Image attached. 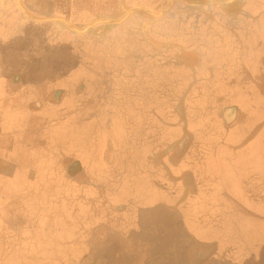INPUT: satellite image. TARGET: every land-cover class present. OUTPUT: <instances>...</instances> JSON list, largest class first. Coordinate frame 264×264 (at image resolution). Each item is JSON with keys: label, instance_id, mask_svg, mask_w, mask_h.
I'll list each match as a JSON object with an SVG mask.
<instances>
[{"label": "crops", "instance_id": "1", "mask_svg": "<svg viewBox=\"0 0 264 264\" xmlns=\"http://www.w3.org/2000/svg\"><path fill=\"white\" fill-rule=\"evenodd\" d=\"M123 1L0 0V222L7 223L10 217H24L25 214V217H28L27 211L30 204L25 195L28 194L31 183L36 184V181L39 180L29 179V174L34 172L31 170L30 164H33L37 169L36 175L43 174L45 179L49 180L45 182L47 185H51V187L48 186L50 190L56 193V190L61 188V183L51 182L50 175L58 172L56 166L62 167L59 161L62 156L73 158L71 153L69 155L65 153V151L68 152V148L69 152L77 153L78 151L81 152L80 148L83 150L84 147L90 161L89 165L84 167L87 173H97L96 169L92 167V157L99 153L109 170L106 171L107 176L114 171L116 173L131 172L125 167L120 170L107 165L105 152L108 150L109 141L116 143L124 141L115 129L119 130L125 125L122 123L126 107L132 106L135 113L136 110H139L138 115L141 119L143 107H146L148 116H151V111H153L151 102L143 104L141 99L134 96L133 103L103 101L98 104L95 100L90 101L88 99L85 103L76 104L73 97L66 95L67 87H71L72 92H77L83 88L79 79L72 78L73 74L69 77L70 85H65L64 80L59 79V77L49 80L41 86L35 85V87H32L33 85L31 86L28 82L30 76H40L39 69L29 70V62L43 60L47 55L54 57L57 52L59 53L61 42H63V36L59 37V34L65 27L69 31L79 34L78 31L72 29L62 20H43L60 17L39 18L31 14L28 9L41 13L51 11V7H53L52 11L54 12L61 5L69 3L67 5V9H70L68 10L69 15L73 11V4L77 8L89 9L95 15L93 5H99L104 10L113 11V13L122 7L118 17L104 19L119 20L126 11ZM133 8L128 10L131 11ZM136 12L137 9H134L130 15ZM98 13L101 12L98 11ZM121 22L123 21L101 22L100 24ZM38 23H48V25L39 27ZM60 24L65 27L59 26ZM94 26H90L86 31ZM135 30L137 31L133 33L130 31L129 34L127 31H123L118 33L114 40L111 39L113 41H105L106 44L98 49L101 51V53L98 51V54L93 48V42H90L92 44L90 48L95 53L85 49L80 53L77 43L72 44L70 50L74 51L76 48L78 50L73 57L74 62L78 64L79 61L84 60L87 63L86 85L84 86L87 93L88 91L91 92L86 90L90 86L87 71L96 69L95 61L106 63L105 70L109 72V80L112 78V82L115 83L113 89L116 90L118 97L123 94L122 91L117 90L122 84L125 85L126 95L133 91L130 83L124 84V82L125 78H133L141 71L137 69L135 74L136 54L141 56L138 59L142 62L143 53L144 56H155V54L147 53L150 52L151 47L157 46V49L160 45L166 47V44L158 43L148 36V39L143 40L140 26ZM87 44L89 45V42ZM66 50L70 53L69 49ZM50 52L54 54H50ZM83 53H85L84 57L82 56ZM71 56L73 55L71 54ZM245 58L244 56V59H240L244 67L248 66L247 63L251 60ZM63 60L66 59L63 58ZM131 60L134 62L133 73L129 70L131 65L128 64ZM56 61L62 62V58L56 59ZM110 62H120L121 67L118 65L117 68H114L112 65L113 68H111L107 64ZM255 62L258 61L253 58V66L250 64L254 71H256ZM59 65L61 64L59 63ZM75 69V72L81 74L77 68ZM254 74L259 77L257 76L258 73L254 72ZM237 79L240 81L238 85L243 86L241 85L244 83L243 79L240 77ZM119 83L122 84L119 85ZM40 88L45 90L44 94L40 92ZM52 92L57 95L60 92L59 98L49 101L48 97ZM97 92L99 90L95 89L91 93L96 95ZM41 94L44 97H40ZM112 105L114 106L112 107ZM107 120L112 121V123L107 124ZM244 123L235 125L229 132L218 133L215 132L212 124L196 123L199 133L193 134L190 145L180 157L174 158L168 163L172 167L168 170L171 174L169 178L164 174L155 175L153 180H149L145 175L139 176L138 183L140 186L143 183L150 184L153 181V184L156 185L150 187L159 191L155 192L149 207L135 204L133 209L121 210L122 215L119 217H149L150 231L143 233L140 229L137 239L142 241V237H144L149 240V244L153 245L151 248H155L154 253H156L157 261H151L150 264H240L244 260L246 261L244 264H264L262 262L264 259V244L262 243L264 233L260 234L259 237L255 235L250 243L251 246L249 244L247 248H243L237 243L236 234H220L218 228L229 213L224 211L231 206L227 203H234L232 205L233 211L241 214V217L247 219L250 217L255 222V226L264 228V136L257 134V132H251L254 128L251 126L250 132L247 131L249 127L247 128ZM258 125L262 126L264 123H259L256 126ZM179 129L178 126L176 130ZM30 131H33V134H30ZM180 136L181 134L175 138L172 136L173 139L171 136H167V139L159 141L161 148L163 145H169V148L165 149L167 152L164 155L165 159L174 156L172 154L176 149L173 147L179 141ZM141 139L134 137L132 140L140 143ZM100 140L102 151L95 150L96 144L94 143ZM153 141H158V138L150 134L146 142L152 143ZM153 148L148 151L151 152ZM141 149L139 144L138 148L136 147L134 150L135 158L146 154V149L144 152ZM155 154L153 155L151 152L150 159H153ZM136 161L135 159V165H137ZM52 162L54 163L53 166L51 165ZM150 163V166L154 165L152 161ZM138 164L141 165V162L139 161ZM155 165L158 167V163ZM161 184H166L167 187L162 188ZM235 185H241L243 189H241V193L231 190ZM17 207L21 208L22 213L20 215L14 213ZM56 207H60L55 209L60 213L61 205H56ZM251 209H255L257 213L252 212ZM53 217L61 216L55 214ZM144 242L146 243V241ZM209 243L213 246L214 253L213 257L209 255L210 258L208 257L206 260L204 259L206 256L203 255L205 254V247H207L205 245ZM212 248L211 251H213Z\"/></svg>", "mask_w": 264, "mask_h": 264}, {"label": "rangeland", "instance_id": "2", "mask_svg": "<svg viewBox=\"0 0 264 264\" xmlns=\"http://www.w3.org/2000/svg\"><path fill=\"white\" fill-rule=\"evenodd\" d=\"M123 4L126 11L133 7H147L152 10H156V7H158L151 0H124ZM67 5H61L62 8L59 7L54 12L52 11L53 7H51V11L41 13L27 9L31 14L39 18H63L70 24L82 28L80 30L85 29V27L99 19H114L119 16V12L122 10L121 7L113 13V11L104 10V8H101L99 5H93L95 11V15H93V11L86 8H77L73 4V11L71 12V15H69L70 13L68 14V10L70 9H67ZM137 10L138 11L133 15L129 14L124 19L125 21L122 20L123 22L121 23H96L94 24L95 26L93 25L94 27L90 28L88 31L79 32V34L69 31V29L60 24L59 26L65 27L59 34V37L63 36V42H61L62 44L59 48L60 52H57V56L55 55L56 57L47 55L43 60L36 62L30 61L29 70L32 71L34 69H39L40 76H30L28 82L31 86L33 85L32 87H35V85L41 86L43 83L45 84V82L56 79L57 77L60 79L61 75L58 76V73L64 70L67 71V77L65 79L68 78L67 81H64L65 85L71 84L69 77L73 74L72 78L79 79V83L84 87L86 85L85 71L87 63L84 60L79 61L78 64L74 62L73 57L78 51L76 49L80 48V53L83 52L84 49L92 51L93 49L90 48L92 44H90V42H93V48L98 54V51L101 53L98 49H101L106 44L105 41L108 42V40H114V38L118 36V33L127 31V34H129L128 32L130 31L132 33L137 31L135 29H138L141 15H143L140 10L144 9L137 8ZM98 11L101 13H98ZM150 14H152L153 20L161 15L156 13ZM165 16L159 19L158 22L162 21ZM123 17L121 19H123ZM165 20L173 22L174 24L180 22H194L193 20L185 19V17H178L177 15H167ZM38 25L39 27H44L47 26L48 23H38ZM183 27L184 29H174L172 33V41L174 44H183V41H188V39H192L193 37L197 38L198 31L191 25V28H188V26ZM147 33L148 31L146 34H143V40L148 39V37H146L148 36ZM87 42H89V45ZM74 43H77V48L72 51L70 50V47ZM162 47L164 46L160 45L158 48L161 49ZM66 49H69L73 56H71ZM51 52L50 54H54ZM147 53H149V51ZM68 54L70 55L68 56ZM193 54L196 55V53ZM82 56L84 57L85 53H83ZM59 58H62V62L56 61V59ZM63 58L66 60H63ZM59 63L61 65H59ZM94 63L97 68L105 70L106 63L102 61H95ZM119 63L120 62H110L107 64H109L111 68H113L112 65L114 68H117L118 65L120 66ZM128 64L131 65V69L129 70L133 73V60ZM189 64L188 61L173 62V75L167 77L164 73L160 72L161 75L156 78L158 83L155 82V77L147 76L143 78L145 89L147 90L146 92H149L148 90H151L152 87L156 85L158 88L161 87L162 94H165L163 87H166L167 83L173 87V116L171 119L167 120L169 123H176L173 128L167 127L166 123V125H164L163 122L159 120L156 121L152 115L148 116V110L146 107H143L141 110V119L139 118V111L137 110V115L135 116L136 113L132 106L126 107L123 114V123L120 118L121 123L125 125L120 127L119 130L115 129V131L120 134L124 141L119 143L109 141L107 145L108 150L105 152V162L106 164L108 163L107 165H110L111 168L115 167L121 170L125 167L131 172L116 173L114 171V173H110L107 176L106 171L109 170L106 168L102 156H100L99 153L92 157V167L96 169L97 173H87L85 172L86 170L84 167L85 165L88 166L90 161L84 147L82 150L80 146L79 148L81 152L78 151L77 153H73V151L69 152L70 150L68 148V152L65 151V153H68V155L71 153L73 158L62 156V159H59L62 167L59 168L55 165L56 171L58 172L50 175L51 182L57 181V184L61 183V188L54 193L49 188L51 185L46 184L45 181L49 180L45 179V175H36L35 171L37 169L33 164H30L31 170L35 173L31 172L29 174V179L32 180L35 178L39 180L36 181V184H31L28 194L25 195V197L29 199L30 204L27 211L28 217H25V214L24 217H10L7 223L0 222V264H150L151 261H157L156 253H154L155 248H151L153 245L148 243L149 240L144 237H142L143 242L137 239L138 231L140 229L143 233H148V231H150L149 217L119 216L122 215L121 210L124 211L126 208L133 209L135 208V204L149 207L155 192L159 191L158 189H152L149 183H143V185L140 186L138 183L139 180H137V175L133 173L136 159L134 157V150L136 147L138 148V145L141 143L132 140L134 137L138 138L137 135H135L136 133L141 134L140 138L143 137V139H141L143 141L141 147L143 152L145 149L147 152V145L149 142L147 143L146 139L150 137V134L160 135L163 140L167 139V136H171V138L173 136L175 138L181 134L179 130H176L177 127H175L176 125H180V121L182 120L180 119V115H178L179 112L184 111L185 115L187 114V131L190 134L199 133L198 125L196 124L199 123V121L209 123L210 125L212 124L214 128H220L217 124V120H215L216 117H219L220 111L204 110L205 112L203 113L202 109H197L199 107L197 95L188 99L189 102L185 105V110L180 111L176 109V102H178L183 95L181 92L193 84L194 81L192 73H189V69L187 68ZM254 65L255 69L258 70V62H255ZM75 68H77V71L81 72V74L75 72ZM187 73L189 74L187 75ZM257 76L259 77L255 76L253 78L254 81L260 80L262 82L261 92L255 93L256 90L254 92L255 105L257 108L251 110V105H245L239 96L236 101L240 104L241 108L237 113L238 119L233 120H239L241 117L245 116L244 113H249V118L247 120L245 119L246 122L242 121L245 122L244 125H247V128L249 127V130L247 131L250 132L251 128L254 127L251 132H257V134H262V136H264V125L256 126L257 124H263L264 122L262 121V118H264V108H261V103L263 102L262 97L264 96V73L259 72ZM59 79L57 80L59 81ZM110 79L112 81V78ZM102 84L103 86L107 85L105 82ZM121 84L122 83H119V85ZM109 85L112 87L111 82H109ZM132 85L134 84L131 78L130 86ZM39 90L40 92H43L42 94L45 93L43 88H40ZM142 95L144 96V99H141L143 104L150 102V95H147L144 92ZM42 97H44V95ZM114 101L133 103V94L126 95L125 99H118L116 95ZM113 106L114 105H112V107ZM193 107H196V109ZM163 112L164 109L161 113ZM201 113L203 114L200 115ZM230 121H232V119ZM110 123H112V121L107 120V124L110 125ZM67 129L70 130V128ZM115 131H113V133H115ZM30 132V134H33V131ZM71 132L73 131L71 130ZM94 144H96L95 150L102 151L101 140ZM76 157L78 158L76 159ZM144 162V165H150L149 159H146ZM51 165L53 166L54 163L52 162ZM241 189V185H235L231 190L241 193ZM227 204L231 206L224 211L229 213L226 215L227 217H224L221 226L220 224V227L217 226L220 229V234H236L237 236L235 239L238 240L237 243H239L241 247L247 248L252 242V238H255V235L259 237L260 234L264 233V228L255 226V222H253L250 217L249 219L241 217V214L233 211L232 205L234 203ZM56 205H61L60 213L55 210L60 208L56 207ZM222 206L224 207V204H222ZM251 210L252 212L257 213L255 209ZM14 213L15 215H20L22 213L21 208L17 207ZM55 214L60 215L61 217H53ZM259 214L262 213L259 212ZM213 236L214 235L212 234V237ZM144 241H146V243ZM262 243L264 244V239ZM158 246H160V244H158ZM247 261L250 262V260ZM262 262H264V259ZM244 263H246L245 260L240 262V264Z\"/></svg>", "mask_w": 264, "mask_h": 264}, {"label": "flooded vegetation", "instance_id": "3", "mask_svg": "<svg viewBox=\"0 0 264 264\" xmlns=\"http://www.w3.org/2000/svg\"><path fill=\"white\" fill-rule=\"evenodd\" d=\"M151 1L158 6L156 7L157 9L152 10L147 7L146 9L152 13L161 15L153 20L152 14H150L151 12L140 10L143 14L139 21L142 38L143 34H146L148 31V37L155 39L158 43L166 44V47L161 49H157V46L155 48L151 47L149 53L155 54V56H144L143 53L142 62L138 59L141 56L136 54L135 74L137 69H140L141 71L137 73V76H132V80L134 79V85L131 86L133 91H131L129 95L134 94L133 98L135 96L137 99H144V96L142 95L143 92L150 95V102L153 106L151 115L156 121L159 120L163 122L164 125L167 124V127L173 128L176 123L167 122V120L171 119L173 116V87L167 83L166 87H163L165 94H162L161 87L158 88L156 85L153 86L151 90H148L149 92H146L147 90L145 89L143 78L147 76L155 77V82L158 83L156 78H158L161 73H164L167 77L173 75V62L188 61L190 64L187 68L189 69V73H192L194 81L193 84L181 92L183 95L178 102H176V109L180 111L185 110V105L189 102L188 99L197 95V100H199V107L197 109H202L203 113L206 110L220 111L219 117H216L215 119L220 127L215 128L216 133L221 131L229 132L235 125L240 124L242 121H246L249 118V113L244 112L245 116L241 117V119L236 121L233 119H238L237 113L241 108L240 104L236 101L239 96L245 105H251V110L257 108L255 105L254 92L255 90V93L261 92L260 85L262 82L260 80L254 81L253 78L255 77L254 72L264 73V0ZM129 10L127 9L122 16H125ZM165 15H177L178 17H185V19L193 20L194 22H180L174 24L173 22L165 20ZM164 16L165 18L158 22V20ZM190 25L198 31L197 38L193 37L192 39H188V41H185L183 44H174L172 41V33L174 29H184L183 26L191 28ZM193 53H196V55ZM244 56L251 59L250 62L247 63L249 67H244V64L240 61L241 58L244 59ZM253 58L258 61V70L256 71L251 67L253 66ZM189 73H187V75ZM58 74L59 76L61 75L60 79L64 81L68 80V78L65 79L67 77V71H61ZM87 74L88 84H90V86H88L86 90L92 92V90L96 89L99 90V92L95 93L96 95H92L89 91L87 93L84 87H81L82 89L77 92H72L71 87H67L66 95H68V97H73L76 104L85 103L88 99L90 101L95 100L98 104L103 101H114L116 99L117 92L113 89L115 87L114 83L111 79H108V70L96 67L94 70L89 69ZM238 77L243 79L244 83L241 84L243 86L238 85V83H240L237 79ZM102 82L107 83V85L103 86ZM109 82L112 83V87L109 85ZM126 83L131 84L130 77L125 78L124 84ZM124 86L121 85V87L117 89L118 91L123 92L121 96H117L118 99H125L126 89ZM59 93L57 95L52 92L48 97L49 101L50 99H58ZM262 98L263 102L261 103V108L263 109L264 96ZM193 108L196 109V107ZM163 109L164 112L161 113ZM178 115H180L182 122L180 121V125L175 126H179L181 129H179V132L181 133V136L178 139L179 141L176 142L175 147H173L176 149V153L174 152V154H172L174 155L173 157L165 159L164 155H166V150L169 148V145H163L161 148L159 141L163 139L160 135H155L158 138V141L149 143L147 147L148 150L155 147L151 151L153 155L157 150H159V152L153 156V159H150L151 152L148 150L146 154L142 155V157L137 156V165L134 167L137 180H139V176L143 175L148 177L149 180H153L155 175L158 174H164L169 178L171 174L168 170L172 167L168 163L173 161L174 158L176 159L180 157L184 150L190 145L193 134H190L187 131V114L185 115L183 111L179 112ZM231 119L232 121H230ZM262 121H264V118H262ZM136 135L138 138L141 137V134ZM142 144L143 141H141L140 145L142 146ZM146 159H149V162L152 161L154 165H144L143 162ZM139 161L141 162V165L138 164ZM155 163H158V167ZM149 185L153 187V185L156 184H153L152 181ZM161 185L162 188L167 187L166 184ZM205 246H207L204 250L205 254L203 255L202 253V255L206 256L204 259L207 260L208 257H213L214 248H212L213 246L210 245V243ZM211 248L213 251H211Z\"/></svg>", "mask_w": 264, "mask_h": 264}, {"label": "water", "instance_id": "4", "mask_svg": "<svg viewBox=\"0 0 264 264\" xmlns=\"http://www.w3.org/2000/svg\"><path fill=\"white\" fill-rule=\"evenodd\" d=\"M137 8H141V9H144V10H147L146 8H142V7H135L133 8L131 11H129L127 13V15L125 17H123V19H119V20H98L94 23H92L91 25H89L88 27H86L85 29L83 30H80V29H77L76 27H74L73 25H71L70 23H68L66 20L62 19V18H48V19H43V20H47V21H50V20H62L63 22H65L68 26H70L72 29L78 31V32H85L90 26L96 24V23H101V22H119V21H122L124 20L134 9H137ZM149 11V10H147ZM151 12V11H149ZM152 13V12H151Z\"/></svg>", "mask_w": 264, "mask_h": 264}]
</instances>
